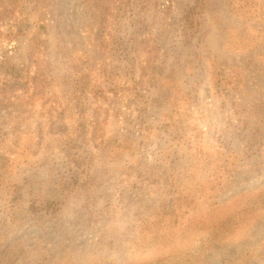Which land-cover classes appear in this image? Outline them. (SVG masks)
I'll return each mask as SVG.
<instances>
[{
  "label": "rangeland",
  "instance_id": "1",
  "mask_svg": "<svg viewBox=\"0 0 264 264\" xmlns=\"http://www.w3.org/2000/svg\"><path fill=\"white\" fill-rule=\"evenodd\" d=\"M237 1L214 0L212 29L194 58L192 46L176 40L193 0H161L168 25L146 21L139 33L145 40L133 56L137 68L120 69L113 97L105 81L108 93L91 92L100 63L110 61L101 46L115 12L111 5L106 14L109 0H0V61L8 57L30 74L37 67L53 75L49 85L34 76L25 88L18 79L11 91L12 77L0 68V133L6 132L0 174L7 178L0 190V264H264V0ZM44 39L52 51L47 63L29 60ZM58 46L76 60L91 54L94 70L83 92L78 75L60 78L73 62L56 58ZM188 60L196 69L185 66ZM173 61L185 92L178 91L168 134L160 125L165 111L149 107V115L136 118L133 97L140 90L152 99L157 65ZM235 71L248 99L261 102L254 127H241L217 91L234 90L227 79ZM113 107L121 113L115 119ZM94 112L109 114L110 131L121 123L132 128L130 135L119 133V142L127 139L122 153L104 157L90 134L81 146L77 128ZM98 172L99 184L91 177ZM13 185H19L14 202ZM107 201L114 204L100 211Z\"/></svg>",
  "mask_w": 264,
  "mask_h": 264
},
{
  "label": "trees",
  "instance_id": "2",
  "mask_svg": "<svg viewBox=\"0 0 264 264\" xmlns=\"http://www.w3.org/2000/svg\"><path fill=\"white\" fill-rule=\"evenodd\" d=\"M250 0H239L237 1L239 6L245 5ZM114 3V4H113ZM214 0H193L191 6H186L183 10L182 18L179 24V30L176 33V40L179 43H184L192 46L191 55L199 57V51L201 48V43L204 37L209 33V30L212 29L210 26V13L211 8L213 7ZM115 7V12L112 15V25L110 31H107V40L105 41V46L101 45L104 50L108 51L110 55V61H103L100 63L99 75L100 79L96 81V85L92 88V94L96 96H104L105 93H108L110 89L103 87L104 81L113 88L112 96L117 95L118 90L120 89L117 85L119 82L120 69L127 67V69L132 72L136 69V65L133 60V56L137 55V52L140 50V45L145 39H140L139 33L142 31V27L148 19L152 21L158 28H166L168 25L167 16L168 9L162 8L161 0H109V7L107 8V13H109L110 6ZM264 11V10H263ZM108 15L103 17V23L108 20ZM103 29V28H102ZM215 29V28H213ZM47 33V32H46ZM104 41V40H103ZM36 50V55L32 56L30 53L27 58L29 60L34 59L35 62L45 64L50 58L51 48L50 42L47 39L38 40L33 45ZM62 47H55L56 58H65L64 52H61ZM53 50V51H54ZM91 54H88V57L83 59H75V57H66V62L72 61V72H64L60 75L62 79L69 81L73 76L78 75L80 78L78 88L80 90H86V85L88 80L86 77L91 74L94 70L93 62L88 64ZM128 58V62L123 63ZM94 60V59H92ZM192 60V59H190ZM177 62L173 61L171 63L158 64L157 76L152 77L149 81V87L153 89L152 99L142 98V91L136 90L134 93L133 101L135 103L136 118H142L149 115V107L154 110H164L167 114V118L164 122L160 123L166 130L165 133H168V130L175 125V118L178 114V91L184 93V89L181 88L178 76L175 72V64ZM185 66L189 65L190 68L196 69L195 65L192 64L189 60L186 61ZM0 68L4 75H10L14 84L10 85L9 88L12 90L16 89L15 81L18 82V79H23L25 81V88L28 84H33V78L35 76L36 80L42 81V85H49L50 81L53 79V75L50 73L49 68H44L42 71H38V68L30 74L29 70H24L23 67H20L15 62L9 60L8 57H4L0 61ZM218 74V73H217ZM219 75V74H218ZM233 80L228 81L229 87L232 86L234 90L225 89L224 87H217L219 94L222 93L224 96L223 107L227 106L232 109L233 113L236 115L237 123L241 127H245L248 122L253 123V127L256 124L261 112V102L257 99H248L249 93L243 89V86H239L241 80V74L238 72L232 73ZM220 79H218V82ZM81 82V83H80ZM135 83V81H134ZM34 89L41 88L40 85L37 86L36 81H34ZM178 87V90L176 88ZM43 87V86H42ZM84 88V89H83ZM23 90V89H21ZM24 91V90H23ZM112 98V97H111ZM113 105H116L115 101H110ZM77 104H82L77 102ZM182 105V103H181ZM101 105H96L94 109L99 108ZM107 111V110H106ZM121 113L119 109L112 108L111 116L115 119L119 117ZM152 115V114H151ZM106 116H100L98 113L94 112L91 117L87 118L88 121H81L79 123L78 136L88 137V140H98V146L100 148L99 154L104 157H110L112 151L119 150L122 153V144H124L127 139L122 138L119 142L118 136L121 130L126 131V135H130V130L132 128L127 127L126 123H121V126L116 131H110L107 128V118ZM123 121L128 120V124L132 123L133 119L129 118L125 114L122 116ZM90 126L91 128H89ZM81 127V128H80ZM122 134V135H123ZM6 132L0 133V138L5 140ZM83 136L82 140L85 139ZM126 137V136H125ZM87 145V139H85L81 146ZM254 143L250 144L248 147L249 150L253 148ZM11 146V145H10ZM82 154L92 157L90 151L83 147ZM1 159H6V154H2ZM12 161V160H11ZM12 165V162H10ZM94 180L98 178L97 184L100 183L99 172L96 175H92ZM6 179L3 175L0 174V190L7 189ZM93 180V181H94ZM72 184L68 185L66 188H69ZM14 193L12 196V201H17L19 198L16 190L19 188V185H13ZM118 204L122 202L121 199H117ZM32 203L36 204L35 201ZM50 201L44 203V205H37L39 208L49 206ZM102 203H99V210L103 212L105 208L111 207L114 203L107 201L103 206Z\"/></svg>",
  "mask_w": 264,
  "mask_h": 264
}]
</instances>
